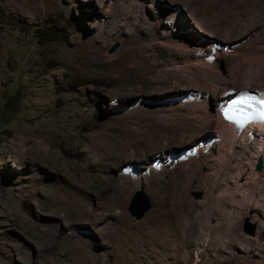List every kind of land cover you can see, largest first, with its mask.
Instances as JSON below:
<instances>
[{"label": "rangeland", "instance_id": "1", "mask_svg": "<svg viewBox=\"0 0 264 264\" xmlns=\"http://www.w3.org/2000/svg\"><path fill=\"white\" fill-rule=\"evenodd\" d=\"M130 1L0 0V264H264L262 201L233 195L232 185L216 191L232 205L217 196L206 201L210 186L221 182L217 158L212 165V157L189 165L167 160L182 159L185 147L197 146L205 133L216 135L204 126L187 132L178 116L159 110L184 90L160 70L167 50L146 33L148 23ZM191 1L212 19L211 30L188 15ZM173 2L158 0L149 20H165L180 6L174 33L222 40L233 26L226 39L248 35L245 41L254 38L264 52V0ZM247 50L241 61L252 56ZM221 61L226 73L239 66L231 69L228 57ZM263 69L264 61L262 85ZM104 137L114 145L136 144L120 160L113 156L118 151L99 146ZM151 161H161L165 171L149 185ZM129 164L141 169L140 187L134 179L123 182ZM139 189L150 208L135 219L127 205ZM79 197L90 215L68 209ZM231 210L238 225L235 232L229 227L232 234ZM71 231L90 241L91 250L71 247L64 239ZM258 236L262 243L253 247L249 238Z\"/></svg>", "mask_w": 264, "mask_h": 264}, {"label": "bare ground", "instance_id": "2", "mask_svg": "<svg viewBox=\"0 0 264 264\" xmlns=\"http://www.w3.org/2000/svg\"><path fill=\"white\" fill-rule=\"evenodd\" d=\"M131 1L133 2V6H131L133 7V12L140 19H142L143 22L148 23V25L145 26L146 33L156 40V44L158 43L159 46H162L167 50L166 52L167 57L166 58L164 57L165 59L161 62L162 69L160 70L164 72H168L169 76L177 77L181 85L179 89L184 90V92L181 93V98L179 100H177L175 103L171 101L172 103L170 105L171 107L167 105L166 107L168 108H161L159 110L167 113L168 116H170L171 114L174 118L178 116L174 120L179 119L178 120L179 124L185 127V130L187 132L194 126H201V127L204 126L205 128H207V132H212L216 135V137H211L212 136L211 134L209 137V136H206L208 133H205V137H203L204 141L202 140V142L198 143L197 146L193 148H191L192 145H190L189 147H185L186 151L183 154L182 159L171 157L170 159L168 158L167 160H171V161L175 160V162H177L178 164L182 163V164L189 165L192 162L198 163L200 159H205V158L208 159L209 157L210 159L212 157V159L210 160L212 161L213 157H216L217 159L214 160L215 162L214 164H216L217 162L216 167L219 168L218 173H219V176L221 177L220 179L221 182L220 183L216 182L217 184L213 183L212 186H210V188L208 189L206 201L208 200L211 201L210 199L212 197L217 196L216 191H218L217 189L218 187H222L223 189H226L228 191L229 189L228 187L232 185L233 188L231 189H234L233 195L235 196L238 195L239 197H242L244 195L254 197V198L258 197L262 201L261 203L264 204V123L253 124V125H250L248 128L242 130L241 132H237L233 128V126L230 124V122H228L221 115L222 107L228 101V98L234 95H237L238 93H242L246 90H250V86L260 87V89L258 88L257 91L264 95V85H262L261 83L262 82L261 78H263V76H260L261 74L260 71L262 69V62L264 61V52L262 51V49L256 50L257 42L253 41L254 38L251 41H245L246 40L245 38H247L248 35L243 34L244 36L243 37L241 36L242 38L239 40L238 39H226L230 37L229 35H232L230 32L234 30V29L232 30V28L234 27L231 25H230L231 30L229 31V35L228 33L226 34V36L228 35V37H224L225 39L223 38L225 40L224 42L227 41L230 44L229 47H226V48L225 46H223L224 45L222 42L223 39L220 40L218 39V37L217 38L212 37V38L205 39L201 36L200 37L194 36L195 33H190L191 36H187L182 33H174L173 30L176 29L178 24L180 25L179 16L182 13V11H184L185 8H181V10H178L180 7L178 6L176 10H173L170 14L166 16L167 18L165 20L157 19L156 21H150L149 16H148V11H150L151 9L155 10L158 0H131ZM173 4L177 5L176 0L175 2H173ZM195 4L192 1L186 4V7H187L186 10L188 11V15L193 19V21L195 22V25H197L198 28L203 29V30L212 27L210 24V22H212V19L207 18L208 16L207 15L205 16L206 13L204 14L202 10L199 9L200 7L196 6ZM218 17L219 16H217V19ZM182 22L184 23L186 21H182ZM234 26L236 27L235 24ZM209 30H211V28ZM224 33H225V30H224ZM221 36L223 37V35ZM222 47H224L225 52L222 51L223 50ZM247 48L248 50L246 52L248 54H252V56L248 58V60L241 61L240 59L241 54ZM129 50L130 52H132L131 49ZM215 51H219V54L221 53L222 57L219 58L218 57L219 54L218 56H216ZM208 56H213L214 60L207 61L206 57ZM224 57L225 58L228 57L231 59V63L233 64L231 69H233L234 67L238 65L242 69L237 70V68L239 67L238 66L237 68L232 70L230 73H226L224 70L226 67L224 68L220 64V62L222 63L221 60ZM157 108H160V107H157ZM197 128L199 129V127ZM182 132L183 134L185 133L184 130ZM190 133L192 132L190 131ZM193 136H194V133H193ZM200 136L201 135L197 137L199 138ZM174 139L176 140V137ZM100 141L102 142L98 143L99 146L105 145V149H108L111 151L112 150L118 151L119 153L113 156H116L120 160L124 157L123 151L126 148L132 146L133 143H135V140L133 139L132 141L127 140L124 143L116 142L117 145H114L112 144L111 139L108 137L106 138L104 137ZM134 153L133 154L135 156H139V157L143 155L142 152L138 153L135 151ZM156 157L157 156H154V158ZM161 158H164V157L161 155ZM258 158L261 159L262 165L260 169H255V164ZM129 160L127 159L125 161H129ZM212 164H213V161L211 165ZM151 166L155 168H152ZM151 166L149 167V169H152L153 171L146 173V179L148 180L149 185H151V183L153 182L152 178L153 176H155L154 174L165 171L164 167L162 166L161 161H151ZM158 166H160L159 169H156ZM140 170L141 169L139 166L135 165L133 169V165L129 164L126 170L129 179L128 180L123 179V182L124 183L128 182V184H131V182H133L132 179H134L136 183L134 185V188L140 187V182L143 178L142 175H139ZM133 174H134V177H133ZM213 178L212 180L215 179ZM224 193L225 192L223 191V193H221L219 197L217 196L216 200L222 202L223 204L227 202L228 204L230 203V205H232L231 201L227 200L228 198L226 199L227 201H225L224 198H226V194ZM230 194H232V191L230 192ZM155 197L157 196L155 195ZM112 202L113 201H110L109 204L110 203L112 204ZM119 203H122V202H119ZM71 204H72L71 207L70 206L69 208L67 207L70 211L74 210V212H76L77 214L78 213L80 214L85 213V215L91 214L87 206L86 199L80 198V197L77 199L75 198V200H73ZM247 209L255 210V212H258V213L260 212L258 209H256V207L250 208L249 204L247 206ZM229 214H230L232 221H229L227 225V230H229V227H231L232 228L231 230L234 231L233 227L235 226L238 227V225L234 223V221H236V215H234L233 210H231ZM260 215L262 217V221L264 222V212L262 213L260 212ZM80 222H85V221H80ZM68 223L70 224L71 222H68ZM92 223L94 226V221H92ZM81 230L83 232L82 236L88 234L85 231L84 227H81ZM231 230L227 231V233L232 234ZM73 231H71L69 234H67V236L64 237L66 242H68L69 245L71 244V247L76 248V249L84 248L86 250L88 249L91 250V247H92L91 242L88 241L86 238H82L80 235L74 233L75 231L74 232ZM238 240H240V238ZM244 240L246 241V244H247L248 238L241 239V241H244ZM241 241L239 242L241 243ZM248 242L252 244L253 247H256V245L260 244L261 240L258 236V238L254 240H252V238L251 239L249 238ZM262 244H264V242ZM82 252L83 251L80 252V254L83 255L82 257L87 258L89 256L88 254L84 255V253Z\"/></svg>", "mask_w": 264, "mask_h": 264}, {"label": "snow or ice", "instance_id": "3", "mask_svg": "<svg viewBox=\"0 0 264 264\" xmlns=\"http://www.w3.org/2000/svg\"><path fill=\"white\" fill-rule=\"evenodd\" d=\"M224 115L241 124L250 119H264V97L257 99L256 96L242 94L226 105Z\"/></svg>", "mask_w": 264, "mask_h": 264}, {"label": "water", "instance_id": "4", "mask_svg": "<svg viewBox=\"0 0 264 264\" xmlns=\"http://www.w3.org/2000/svg\"><path fill=\"white\" fill-rule=\"evenodd\" d=\"M210 135L211 134H207L206 136L210 137ZM261 165H262V161L259 158L256 164V169H260ZM199 196L200 194H198V197ZM149 208H150V204L145 193L141 189L136 190L128 202L127 211L135 219H140L144 215V213L149 210ZM263 237H264V233H263Z\"/></svg>", "mask_w": 264, "mask_h": 264}, {"label": "clouds", "instance_id": "5", "mask_svg": "<svg viewBox=\"0 0 264 264\" xmlns=\"http://www.w3.org/2000/svg\"><path fill=\"white\" fill-rule=\"evenodd\" d=\"M206 60L207 61H212V60H214V57L213 56H208V57H206ZM250 88H252V89H250V90H246V91H244V92H251V93H256V92H258L254 87H250ZM254 88V89H253ZM233 97V96H232ZM229 99H231V97L230 98H228V100ZM232 125V124H231ZM253 125V124H252ZM233 126V125H232ZM233 128L236 130V128L233 126Z\"/></svg>", "mask_w": 264, "mask_h": 264}]
</instances>
